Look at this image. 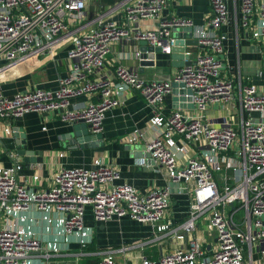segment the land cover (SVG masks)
Masks as SVG:
<instances>
[{
	"label": "built area",
	"instance_id": "1",
	"mask_svg": "<svg viewBox=\"0 0 264 264\" xmlns=\"http://www.w3.org/2000/svg\"><path fill=\"white\" fill-rule=\"evenodd\" d=\"M86 1L0 0V82L16 68L51 58L58 47L68 41L72 44L68 51L71 67L57 89L12 97L0 92V143L4 135H13V122L29 113H55L64 123L83 122L93 135L102 134L106 113L122 104L125 92L136 93L152 113L154 134L147 150L153 162L165 168L170 184L192 198L188 219L175 228L161 224L171 209V187L141 193L131 185L118 184L119 171L101 159L91 169L59 170L51 187L40 190L19 178L23 162L18 160L10 168L0 167V264H35V257L44 264L60 253L58 248L44 247L37 232L26 226L33 210L49 224L54 212L63 234L79 241L83 251L76 254L74 264H80L94 238V231L85 225L88 208L96 224L129 217L152 225L157 232H168L180 242L174 252L158 261L142 257L141 264H258L256 254L264 257V92L232 75L225 63L227 37L222 29L231 19L228 1L207 0L211 12L206 27L195 32L198 52H187L190 65L170 80H146L121 65L112 77L100 72L113 44L122 41H147L152 46L167 41L162 52L171 54L176 46L173 29L193 27L191 20L175 15L162 20L169 0H114L122 5L124 24L100 21L96 29L81 33ZM142 20H158L160 25L151 30L138 28L135 33L127 27ZM241 23L264 52V0H242ZM140 55L136 53L139 59ZM174 84L192 92L181 96L182 104H193L194 109L164 112ZM82 97L95 101L71 109L72 102ZM214 105H230L235 122L223 119L217 125L209 121L207 114ZM140 137L135 132L128 142ZM33 181H40V176ZM201 219L216 235L211 250L194 237ZM96 254L98 264H117L114 250Z\"/></svg>",
	"mask_w": 264,
	"mask_h": 264
},
{
	"label": "crops",
	"instance_id": "2",
	"mask_svg": "<svg viewBox=\"0 0 264 264\" xmlns=\"http://www.w3.org/2000/svg\"><path fill=\"white\" fill-rule=\"evenodd\" d=\"M227 1L231 10V19L222 29L227 37L225 63L232 75L241 76L245 84H254L264 92L263 48L260 42L252 37V31L244 28L241 23L242 0ZM85 10L86 19L82 24L84 26L79 30L81 33L96 29L100 21L113 20L118 24L125 22L122 5L114 0H87ZM210 12L211 7L207 0H169L168 9L162 20L170 15L191 20L196 32L199 28L206 27ZM159 25L158 20H142L130 23L127 27L135 33L138 28L151 30L158 29ZM71 47L72 44L68 41L55 50L53 57L41 58L16 68L11 74L9 73L6 80L0 82V92L12 97L21 92L57 89L60 79L67 75L71 67V61L68 59V51ZM140 48L138 42L122 41L113 44L100 74L103 77H112L115 69L121 65L140 74L143 70L141 76L146 80H170L187 62L183 58L175 62L174 66L170 57L161 54L156 55L154 67L142 69L141 61L136 56ZM188 51L197 53L198 46L187 47L186 53ZM89 101L95 99L78 98L72 102L71 109L84 107ZM121 101L119 107L106 113L102 140H91L88 143L89 147H85L87 143L84 140L87 139L86 136L91 138L94 136L85 126L75 127L64 123L55 113L25 115L22 119L13 122L12 127L14 131L15 129L21 131L20 134L25 138L28 151L33 152L35 156H43V163L24 162V158L18 155L15 132L12 136L4 135L0 143V167L10 168L18 160L22 161L23 169L19 172V178L26 181L33 190H40L51 187L53 176L59 170L91 169L94 161L101 159L105 165L113 166L119 171L118 184L131 185L141 193L170 186L172 205L161 224L175 228L188 219L192 198L186 191H181L176 185L170 184L165 168L155 165L153 160L147 157L145 148L154 134L151 110L136 93L125 92L121 96ZM182 102L180 98L179 104ZM177 106L172 93L165 100L164 112L168 114L178 109ZM185 106V109H190V104ZM234 113L230 105H214L209 109L207 119L217 125L223 119L234 123ZM0 128L3 129L1 122ZM135 132H139L141 137L136 142L129 143L128 138ZM91 143H95V147H90ZM197 155H200L199 152ZM140 161L143 164H140ZM34 176H40V181H33ZM28 216L26 226L37 232L42 245L49 249L60 250V253L54 254L48 261L44 260V264H74L75 259L78 258L76 254L83 249L76 238L63 234L64 231L58 224L54 212H52L53 222L50 224L43 222L42 216L36 210L30 212ZM85 225L94 231V238L92 244L84 250L86 254L78 262L80 264H95L96 262H89V257L97 258L99 256L97 252L109 250L116 251L117 264H141L142 257L158 261L163 255L174 252L181 245L169 236L168 232H157L152 225L139 223L129 217L96 224L92 210L89 208L85 216ZM194 237L203 242L207 250L213 249L217 242L216 235L206 219L198 222ZM39 259L35 257L33 262L39 264L40 262H37ZM255 261L264 264V257L257 253Z\"/></svg>",
	"mask_w": 264,
	"mask_h": 264
},
{
	"label": "water",
	"instance_id": "3",
	"mask_svg": "<svg viewBox=\"0 0 264 264\" xmlns=\"http://www.w3.org/2000/svg\"><path fill=\"white\" fill-rule=\"evenodd\" d=\"M173 38L176 39V46L172 49V53L167 55L168 57L171 58L173 65L175 66V62L181 60L184 58V60H186L187 62H185L184 66H188L190 65V60L189 57L186 55V49L187 47H193L198 45V41L195 38V32H194V27H183V28H175L173 29V34H172ZM141 46L140 48V63L141 66L143 67L142 69H144L145 67H154L155 66V59H156V55H161L163 54L162 52V47L165 46L167 44V41H164L161 46H152L149 45V43L147 41H140L138 42ZM191 52V51H188ZM141 74L144 73L143 70L140 71ZM178 89H181L180 91ZM182 94H189L191 95L192 92L191 91H187L184 90V85H180V84H174V90H173V95H174V101L177 103V107L176 108H180L183 109L186 106H184L183 104H179L180 98L182 101H184V98L181 96ZM179 95L181 96L179 98ZM191 99V98H190ZM191 101V100H190ZM190 109H194V105L190 104ZM80 126L83 125L86 128H88L90 130V127L87 126L86 124H84L83 122L78 123L75 125L76 126ZM15 137L17 138V145H18V155H20L21 157L24 158V162L25 163H33V164H41L43 163V156L39 155V156H35L33 152L28 151L27 150V146L25 143V138L24 136H22L20 134L21 131L15 129L14 133ZM17 132H19V134H17ZM91 132V131H90ZM94 137H87L86 140H84L87 143V146L85 147H89L88 143L91 142V140L95 141V139L98 140H102V135L101 134H97V135H93ZM90 147H95V143H91ZM145 151L147 153V157L149 159H152L151 154L148 152L147 147L145 148ZM178 187V185H176Z\"/></svg>",
	"mask_w": 264,
	"mask_h": 264
},
{
	"label": "trees",
	"instance_id": "4",
	"mask_svg": "<svg viewBox=\"0 0 264 264\" xmlns=\"http://www.w3.org/2000/svg\"><path fill=\"white\" fill-rule=\"evenodd\" d=\"M89 250H92V249L89 248ZM89 258H90L89 262H96L95 264H98L99 262L98 258H94V257H89Z\"/></svg>",
	"mask_w": 264,
	"mask_h": 264
},
{
	"label": "rangeland",
	"instance_id": "5",
	"mask_svg": "<svg viewBox=\"0 0 264 264\" xmlns=\"http://www.w3.org/2000/svg\"><path fill=\"white\" fill-rule=\"evenodd\" d=\"M230 177H231V176H230ZM218 180H219V179H218ZM219 182H220V184H222V183H223V180H220ZM228 184H229V185H233V181H232V180H229Z\"/></svg>",
	"mask_w": 264,
	"mask_h": 264
},
{
	"label": "bare ground",
	"instance_id": "6",
	"mask_svg": "<svg viewBox=\"0 0 264 264\" xmlns=\"http://www.w3.org/2000/svg\"><path fill=\"white\" fill-rule=\"evenodd\" d=\"M11 74V73H10Z\"/></svg>",
	"mask_w": 264,
	"mask_h": 264
}]
</instances>
